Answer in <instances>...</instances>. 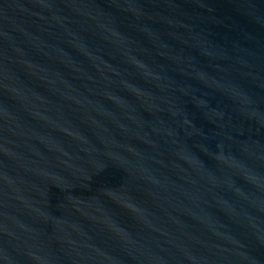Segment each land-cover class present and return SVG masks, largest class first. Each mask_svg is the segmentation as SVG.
<instances>
[{
    "label": "water",
    "instance_id": "95a60500",
    "mask_svg": "<svg viewBox=\"0 0 264 264\" xmlns=\"http://www.w3.org/2000/svg\"><path fill=\"white\" fill-rule=\"evenodd\" d=\"M0 264H264V0H0Z\"/></svg>",
    "mask_w": 264,
    "mask_h": 264
}]
</instances>
